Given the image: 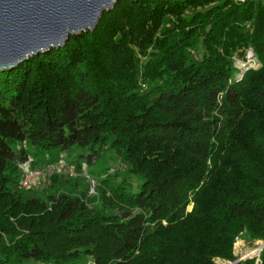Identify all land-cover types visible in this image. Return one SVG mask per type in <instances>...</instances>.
<instances>
[{
    "label": "trees",
    "instance_id": "obj_1",
    "mask_svg": "<svg viewBox=\"0 0 264 264\" xmlns=\"http://www.w3.org/2000/svg\"><path fill=\"white\" fill-rule=\"evenodd\" d=\"M56 152L126 170L25 198L21 165ZM241 239L264 242V0H121L0 69V264L235 263Z\"/></svg>",
    "mask_w": 264,
    "mask_h": 264
},
{
    "label": "water",
    "instance_id": "obj_2",
    "mask_svg": "<svg viewBox=\"0 0 264 264\" xmlns=\"http://www.w3.org/2000/svg\"><path fill=\"white\" fill-rule=\"evenodd\" d=\"M119 1L0 0V69H14L34 55L63 47L71 36L94 31L104 11Z\"/></svg>",
    "mask_w": 264,
    "mask_h": 264
},
{
    "label": "rangeland",
    "instance_id": "obj_3",
    "mask_svg": "<svg viewBox=\"0 0 264 264\" xmlns=\"http://www.w3.org/2000/svg\"><path fill=\"white\" fill-rule=\"evenodd\" d=\"M31 149L29 146L24 145ZM76 152L59 153L52 156H39L32 158L27 165L26 175L32 174L33 179L28 188L21 189L25 198L34 196L45 197L56 192L80 195L88 192L90 198H95L96 189L101 179L108 173L124 172L126 167L115 158H107L90 167L83 161L81 171L77 168ZM25 175V172H23ZM264 242L251 244L246 239L239 240L235 245V254L239 260L259 257ZM219 264H232L231 262L218 260Z\"/></svg>",
    "mask_w": 264,
    "mask_h": 264
},
{
    "label": "built area",
    "instance_id": "obj_4",
    "mask_svg": "<svg viewBox=\"0 0 264 264\" xmlns=\"http://www.w3.org/2000/svg\"><path fill=\"white\" fill-rule=\"evenodd\" d=\"M238 2H245L248 0H235ZM235 62H236V67L241 71V74L239 75L240 78H243V75L246 71H248L251 68H257L259 67V62L257 61L254 51L252 48L248 49L245 58H240L238 56L234 57ZM29 161L22 164L21 168H22V172H25V175L23 174L22 177V182L19 186L20 189H24V188H28L32 179H33V175L29 174L26 175L27 173V165H28Z\"/></svg>",
    "mask_w": 264,
    "mask_h": 264
}]
</instances>
